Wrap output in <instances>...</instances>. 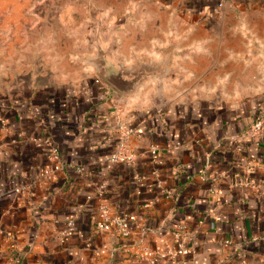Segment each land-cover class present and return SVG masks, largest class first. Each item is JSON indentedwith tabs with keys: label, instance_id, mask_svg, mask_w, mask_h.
<instances>
[{
	"label": "crops",
	"instance_id": "crops-1",
	"mask_svg": "<svg viewBox=\"0 0 264 264\" xmlns=\"http://www.w3.org/2000/svg\"><path fill=\"white\" fill-rule=\"evenodd\" d=\"M220 1L0 0V6L19 8L24 19L88 9L86 18L114 25L100 37L112 40L106 43L124 66L164 49L178 71H206L212 58L236 70L248 56L264 61L258 47L264 0ZM55 76L18 79L16 95H0V264H264V123L259 136H248L264 91L216 99L183 90L151 102L120 95L102 79L74 91ZM120 126L132 130L129 164L108 160ZM44 137L62 154L57 172ZM153 143L162 164L150 153ZM207 156L210 170L224 171L214 180L199 178ZM161 177L167 183L158 185ZM102 181L112 212L136 213L127 237L95 228L96 200L88 194ZM71 216L75 227L65 234ZM178 223L195 250L172 257Z\"/></svg>",
	"mask_w": 264,
	"mask_h": 264
},
{
	"label": "rangeland",
	"instance_id": "rangeland-1",
	"mask_svg": "<svg viewBox=\"0 0 264 264\" xmlns=\"http://www.w3.org/2000/svg\"><path fill=\"white\" fill-rule=\"evenodd\" d=\"M73 12L71 15H50L51 19H32L31 15V18L24 19L19 8L0 6L1 96L16 95V91L20 90L13 87L16 81L33 75L36 78L56 75L57 80L64 81L62 83H72L74 91L87 79L106 81L97 62L98 47L94 37L102 30L112 33L114 25L103 26L96 19L86 18L91 14L88 9L83 13L76 10ZM43 32L54 35V38H39L38 34ZM258 47L264 50V47ZM258 58L255 55L248 56L247 65L238 70L230 69V66H217L212 58L204 66L208 67L206 71H178L175 56L164 49L157 54L131 57L130 63L126 62L125 67L131 70L127 73H133L143 66L147 70H153V73L142 78L134 91L127 94L117 91L120 95L137 94L141 98L146 95L151 102H159L166 96H176L183 90L210 95L216 99L231 95L245 96L246 93L264 91V61ZM245 59L242 56L239 60L245 62ZM236 62L232 64H238ZM194 80H199V83L190 84ZM167 84L177 86L167 88ZM181 84L188 87H182ZM55 89L59 91L62 88L58 85ZM147 89L148 93L145 92Z\"/></svg>",
	"mask_w": 264,
	"mask_h": 264
},
{
	"label": "built area",
	"instance_id": "built-area-1",
	"mask_svg": "<svg viewBox=\"0 0 264 264\" xmlns=\"http://www.w3.org/2000/svg\"><path fill=\"white\" fill-rule=\"evenodd\" d=\"M223 4V0L219 2V5ZM264 116L257 115V117L252 122L248 136H259L261 129L264 123ZM132 130L125 128L123 126L119 127L118 136L116 138V143L113 151L108 155V160L111 163H126L129 164L134 160V152L130 143V134ZM43 142L48 145V157L51 161V169L54 172L59 171L64 167V160L62 154L60 152L59 147L51 142L48 137L43 138ZM150 153L152 154L154 160L158 164L163 163L162 157H160L158 153L157 144L150 145ZM210 159L207 156L203 166L200 169L199 178L205 179V177H209L210 179H216L218 174H223L224 171L220 172L217 170H210ZM78 171H81L80 167H77ZM167 183V178L161 177L158 179L157 184L163 185ZM171 188H166V192H171ZM214 194L217 195V190L214 189ZM105 194V183L104 181L98 183L93 191L88 194V198H93L96 200V211H97V219L95 221V228L99 230H109L111 228H116L121 236L127 237L131 233L132 225L136 220V213L129 211H122L121 213L115 214L112 212L111 207L108 201L104 198ZM75 217L71 216L66 220L63 233L70 234L72 233L75 227ZM175 238L178 240V244L175 249L170 251V255L172 257H177L180 255H190L194 252L195 246L193 243L189 241V233L186 231L185 226L182 223H178L173 232ZM225 244H230L231 239L225 238L223 241ZM144 248V247H143ZM147 253L151 254L153 250L147 246Z\"/></svg>",
	"mask_w": 264,
	"mask_h": 264
},
{
	"label": "water",
	"instance_id": "water-1",
	"mask_svg": "<svg viewBox=\"0 0 264 264\" xmlns=\"http://www.w3.org/2000/svg\"><path fill=\"white\" fill-rule=\"evenodd\" d=\"M111 34V33H110ZM94 37L98 47V61L100 71L105 80L112 85L116 90L123 94L130 93L135 90L136 85L141 82L142 78L148 77L153 73V70H147V68L140 67L133 73H127L131 71L126 68L121 60L116 57L112 50L109 48L108 42L104 41L101 36V31Z\"/></svg>",
	"mask_w": 264,
	"mask_h": 264
},
{
	"label": "trees",
	"instance_id": "trees-1",
	"mask_svg": "<svg viewBox=\"0 0 264 264\" xmlns=\"http://www.w3.org/2000/svg\"><path fill=\"white\" fill-rule=\"evenodd\" d=\"M259 109H260V111L262 112L261 115L264 116V104H263V107H261V108H259ZM256 117H257V114H256ZM256 117H255V118H256ZM243 143H244V142H241V144H243ZM238 148H240V147H238Z\"/></svg>",
	"mask_w": 264,
	"mask_h": 264
}]
</instances>
